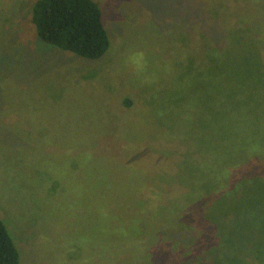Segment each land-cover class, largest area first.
<instances>
[{
    "label": "rangeland",
    "instance_id": "1",
    "mask_svg": "<svg viewBox=\"0 0 264 264\" xmlns=\"http://www.w3.org/2000/svg\"><path fill=\"white\" fill-rule=\"evenodd\" d=\"M35 1L0 0V218L19 264H148L156 237L190 245L174 264H264V178L222 179L203 108L208 9L248 0H96L111 38L97 59L39 38Z\"/></svg>",
    "mask_w": 264,
    "mask_h": 264
},
{
    "label": "trees",
    "instance_id": "2",
    "mask_svg": "<svg viewBox=\"0 0 264 264\" xmlns=\"http://www.w3.org/2000/svg\"><path fill=\"white\" fill-rule=\"evenodd\" d=\"M231 5L225 8L224 15L215 16L211 9L207 13L209 23L217 18L216 24L221 32L220 42L211 35H204L210 48L209 61L214 65L207 76L209 91L203 108L209 114V133L222 129L220 137L209 144L222 151V179L228 181L232 175L236 178L248 177L252 171L253 177L261 179L264 178V109L257 107L261 101L264 102V61L261 55V45H264V0H248L240 17L233 10L236 6ZM206 6L210 8L208 0ZM32 21L43 41L87 59L100 58L111 45L103 11L96 0H36ZM124 103H131V100L126 98ZM215 122L220 124L214 126ZM178 182L189 191L196 190L190 181ZM210 187L198 190L203 192ZM190 195L191 202L199 204L197 207L206 198V195ZM259 210V206H255L250 212ZM202 218L198 222L193 215L188 219L191 223L188 226L204 229L203 214ZM218 223L225 226L221 220ZM256 228L257 235L264 231V222L258 218ZM159 242L151 244L153 248L150 259L146 260L148 264H156V261L164 264L165 260L174 264L193 256L189 253L190 245H182L178 240H172L167 243L168 246L159 245ZM19 263V249L0 218V264Z\"/></svg>",
    "mask_w": 264,
    "mask_h": 264
}]
</instances>
